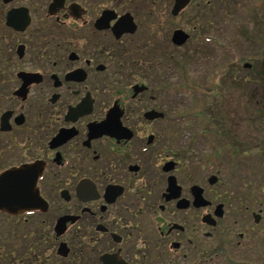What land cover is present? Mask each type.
Masks as SVG:
<instances>
[{"label": "flooded vegetation", "instance_id": "obj_1", "mask_svg": "<svg viewBox=\"0 0 264 264\" xmlns=\"http://www.w3.org/2000/svg\"><path fill=\"white\" fill-rule=\"evenodd\" d=\"M225 3L228 26L231 0H0V178L37 175L36 209L0 210L35 223L0 233V264H217L264 237V188L187 165L153 81V46L215 32Z\"/></svg>", "mask_w": 264, "mask_h": 264}, {"label": "rangeland", "instance_id": "obj_2", "mask_svg": "<svg viewBox=\"0 0 264 264\" xmlns=\"http://www.w3.org/2000/svg\"><path fill=\"white\" fill-rule=\"evenodd\" d=\"M231 2V24L228 26L225 23L227 4L222 7L218 4V20L222 22L215 32H201L196 41L180 48L159 42L151 53L154 60L163 59L162 66L158 61L159 82L153 81L154 85H165L163 95H156L168 110V120H172L168 122L175 124L176 134L168 135L173 147L185 152L187 165H201L202 175L206 162L217 163L223 178L218 185L232 186L233 194L237 195L235 187L238 186L249 185L254 190L264 188V156H258L252 143L259 141L254 138L262 134L252 121L244 120L246 112L256 108L254 105H264V0ZM246 62L252 67L245 68ZM221 95L225 96L226 108L229 106L236 111L229 123L232 134L217 132L220 126L225 128L226 125L222 118L219 120L215 106V97ZM178 118H183L184 122L177 123ZM234 146H241L242 151H235ZM260 195L264 209V191H260ZM21 221L0 213V233L22 234L33 230L34 221L29 225ZM236 228L228 219L221 226L227 239ZM20 247L21 244L16 245ZM224 250L226 256L220 255L217 264H264L262 236H256L249 246L228 244Z\"/></svg>", "mask_w": 264, "mask_h": 264}, {"label": "water", "instance_id": "obj_3", "mask_svg": "<svg viewBox=\"0 0 264 264\" xmlns=\"http://www.w3.org/2000/svg\"><path fill=\"white\" fill-rule=\"evenodd\" d=\"M187 35L178 31L174 40L182 44ZM250 67L249 63L245 64ZM33 169L24 167L6 172L0 178V210L10 214H18L27 209L37 208V190L35 185L37 175L32 174Z\"/></svg>", "mask_w": 264, "mask_h": 264}, {"label": "trees", "instance_id": "obj_4", "mask_svg": "<svg viewBox=\"0 0 264 264\" xmlns=\"http://www.w3.org/2000/svg\"><path fill=\"white\" fill-rule=\"evenodd\" d=\"M215 99H216V104H217V105H215V106H217L216 110L220 114V117L218 116V118H219V120H220V118H222L223 122L224 123L226 122L225 128L228 127L230 129L231 127H230L229 123H230V120H232L236 116V111L231 110L229 106L226 108L225 100H224L225 96H223V95L216 96ZM254 106L256 108L249 109L246 112V116L249 115V117L247 116V118H246V116H245L244 120L248 121V122L252 121L254 123V125L258 128V130H260L262 127L264 129V108H261L264 105H261V106L254 105ZM182 119L183 118H181V120ZM222 120H220V121H222ZM231 130H229L230 134H232ZM261 141H262V138L260 139V141L258 143H260ZM252 143H254V141H252Z\"/></svg>", "mask_w": 264, "mask_h": 264}]
</instances>
